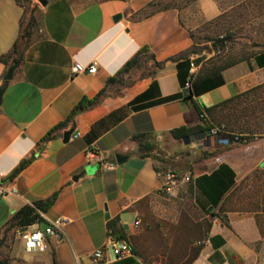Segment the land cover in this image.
I'll use <instances>...</instances> for the list:
<instances>
[{
	"label": "crops",
	"instance_id": "1",
	"mask_svg": "<svg viewBox=\"0 0 264 264\" xmlns=\"http://www.w3.org/2000/svg\"><path fill=\"white\" fill-rule=\"evenodd\" d=\"M164 1L50 0L42 7L38 0H0V264H95L94 251L111 241L126 242L131 254L117 258L107 250L101 264H264L255 215L221 210L234 183L264 171V136L224 147L192 174L191 200L207 220L202 236L170 241L167 249L140 239L143 204L159 195L163 178L134 137L177 141L172 130L202 124L195 106L205 113L264 84V50L207 74L179 10ZM26 3L37 6L38 25L6 82ZM198 5L206 16L216 11L212 0ZM137 55L136 66L118 75ZM76 63H96L97 71L74 75ZM189 79L191 101H185ZM99 94L96 104L68 119L79 102ZM173 95L178 98L164 100ZM210 141L204 146L213 151ZM88 151L102 153L115 169L89 162ZM116 154L127 156L125 163L117 165ZM25 160L29 164L8 180ZM49 199L45 212L37 210L41 221L27 230L67 219L66 239L47 237L43 250L27 251L9 221L22 207Z\"/></svg>",
	"mask_w": 264,
	"mask_h": 264
},
{
	"label": "rangeland",
	"instance_id": "2",
	"mask_svg": "<svg viewBox=\"0 0 264 264\" xmlns=\"http://www.w3.org/2000/svg\"><path fill=\"white\" fill-rule=\"evenodd\" d=\"M212 1L216 11L210 16L201 12L199 0L163 2V5L179 10L181 21L192 35L191 51L203 63L205 70L220 67L264 49V0ZM37 11V6L26 3L23 33L28 31L29 25L33 23L32 19L37 23ZM36 27H32V33ZM216 116V122H209L207 117L204 122L212 127L207 134L213 138L215 147L221 150L229 147L220 144V139L227 134L264 136V88L217 109ZM212 130L218 131V134H213ZM204 140V136L196 134L177 141L153 137L150 143L154 148L143 152L148 153L150 158L157 162L162 174L187 175L191 180L194 172L205 169L201 163L209 158L207 154L212 152L205 148ZM254 179L251 175L249 180L239 182L224 208L230 209L237 201L246 200V197L252 194ZM190 180L179 182L174 194L159 193L157 197L144 202L140 239L158 242L161 247L167 249L170 241H195L203 233L207 220L197 211L191 200Z\"/></svg>",
	"mask_w": 264,
	"mask_h": 264
},
{
	"label": "trees",
	"instance_id": "3",
	"mask_svg": "<svg viewBox=\"0 0 264 264\" xmlns=\"http://www.w3.org/2000/svg\"><path fill=\"white\" fill-rule=\"evenodd\" d=\"M25 1H28V0H25ZM32 22L33 23H31V25H29L28 31L26 33H23L22 25H21V34H20L19 40L13 48V53L16 55V57L14 58V60L12 62L13 65L19 64L22 51L28 46V44L31 40V35L33 34L31 32V29L34 25H35V27L38 25V22L36 23L34 19H32ZM262 50H264V49H262ZM143 52H145V49H143ZM254 54L243 57V58L238 59L236 61H231V62L225 63L224 65H222L220 67H213V68L207 69L206 73L210 74V73L218 72L220 70H223L225 68L232 66L233 64H235L241 60H244L250 56H253ZM137 62H138V55L135 56L132 60H130L123 67V69L118 73V75L129 72L132 68H134V66H136ZM114 81H116V77L113 79H110L108 81V83H111ZM262 88H264V84L259 85V86L255 87L254 89H252L246 93H243L241 95L233 97V98L221 103L220 105H216L214 107L206 109L205 113H203V111L200 108L195 106L196 112L199 115L202 124L197 126V127H194V128L181 127V128L172 130L170 132L171 137L176 139V140H180V139H184V138H186L190 135H194V134L201 135V136L205 137V140H204L205 146L209 147L211 144V141H210L211 136L207 134V131L211 130L212 127L209 125H206V123L204 122L205 118L206 117L209 118V122L210 121L216 122L218 120V118L216 116V110L217 109H219L223 106L232 104L236 100L240 99L241 97L247 96V95L252 94V93H256L257 91L261 90ZM99 97H100V94L92 100L83 99L75 107V109L72 111V113L70 114L68 119L69 120L72 119L73 116L77 112L82 111L85 108L91 107L94 104H96L98 102ZM176 98H178V96L173 95V96L165 98L164 100L169 101V100H174ZM183 99L185 101H191V97H189L188 95L184 96ZM227 136H229V134H227ZM50 137H51V135L48 134L44 140H48ZM151 138L152 137H148L146 135H138V136L134 137V139L138 142L139 152L141 153L142 157H150L148 153H144L143 151H150L154 148V145L150 143ZM252 138L253 137H250V136H241L240 141L241 142L242 141L247 142L248 140H250ZM220 150L221 149L219 147H216L212 152L208 153L207 156H216L220 152ZM29 162H30V160L22 161L20 163V165L8 177V180H10L14 176H16L21 170H23L29 164ZM251 175H253L255 177L253 185H252V188H253L252 194H250L249 197H246V200L242 199L244 201L239 199L240 201H237V203H235L233 205V207L230 208L229 210L238 211V212H251V213H253L255 215L256 223L259 227V230L264 237V171H256V172L252 173ZM251 175L247 176L243 181L249 180ZM237 186L238 185L236 183H234L233 189L231 190V192L229 193V195L225 198V200L223 202V205L221 207L222 211L227 210L224 208L226 205V202L230 201V199L232 198L233 193L235 192ZM51 202H52V200L49 199V200H46L44 202L36 203L35 207H30V206L22 207L20 210H18L16 213H14V215L10 219L9 228H26V227H29V226L37 223V222H40L41 219L37 213V210H39L41 212H45L46 209L50 206ZM115 222L116 221H114V223ZM200 236H202V234H200ZM198 238H196L195 240H197ZM123 240H125V237H123ZM197 252H198L197 248L193 249V251H192L193 255L192 256L194 257L197 254Z\"/></svg>",
	"mask_w": 264,
	"mask_h": 264
},
{
	"label": "built area",
	"instance_id": "4",
	"mask_svg": "<svg viewBox=\"0 0 264 264\" xmlns=\"http://www.w3.org/2000/svg\"><path fill=\"white\" fill-rule=\"evenodd\" d=\"M97 71L96 63L91 65H82L80 63H76L72 67V73L74 75L79 74H95ZM191 79H189L185 85L184 90H188L190 88ZM213 134L217 135L218 131L212 130ZM77 134L75 137H78ZM241 135L237 134H230L222 139H220L221 145L231 146L235 144H241L245 141H240ZM87 158L89 162L95 163L105 170H113L115 169V163L107 161L105 156L102 153L95 152V151H88ZM163 183L160 188V193L171 195L174 194V189L179 182H188L190 180L189 176H177L173 173H165L162 174ZM9 193H14L15 188L10 187L8 190ZM67 219H58L53 222H50L47 226L43 229H37L35 231H28L26 228H15V234L18 237L24 239L25 248L27 251H34V250H43L44 249V241L47 237H52L55 239L57 243L62 242L66 239V235L63 230V226L66 224ZM136 225H139V221H136ZM204 243H208V240L204 241ZM202 244V243H199ZM198 244V245H199ZM107 250H110L113 255L117 258H121L131 254V248L126 242H114L111 241L105 247L99 248L94 251L93 253V260L95 264H101L103 261L104 254Z\"/></svg>",
	"mask_w": 264,
	"mask_h": 264
},
{
	"label": "water",
	"instance_id": "5",
	"mask_svg": "<svg viewBox=\"0 0 264 264\" xmlns=\"http://www.w3.org/2000/svg\"><path fill=\"white\" fill-rule=\"evenodd\" d=\"M49 1L50 0H38V3L40 4V6H42V7H46L48 4H49ZM121 18V15H118V16H116L115 18H114V21H117V20H119ZM17 68V65H12V66H10L8 69H7V72H6V74H5V76H4V81H10L11 79H12V76H13V72H14V70ZM2 93H3V88H0V99H1V95H2ZM183 95L184 96H186L187 95V91L186 90H184L183 91ZM72 130L71 131H69V132H66V133H64V135H63V141H68V139H69V137L71 136V134H72ZM208 134L210 133L209 131L207 132ZM127 156H125V155H122V154H116L115 155V160H116V163H117V165H122L123 163H125V161L127 160Z\"/></svg>",
	"mask_w": 264,
	"mask_h": 264
}]
</instances>
